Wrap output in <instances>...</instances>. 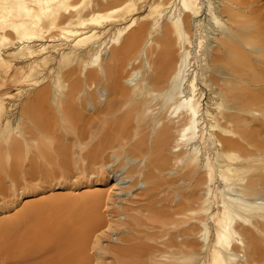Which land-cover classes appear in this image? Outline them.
I'll use <instances>...</instances> for the list:
<instances>
[{
  "label": "bare ground",
  "instance_id": "bare-ground-1",
  "mask_svg": "<svg viewBox=\"0 0 264 264\" xmlns=\"http://www.w3.org/2000/svg\"><path fill=\"white\" fill-rule=\"evenodd\" d=\"M214 2L0 0V134L6 132L7 136L14 128L6 114L9 111L6 99L11 93L5 90V84L8 81L16 84L34 75V80L31 77L34 91L30 100H22L19 118L23 114L32 117L33 113L29 112L32 105L39 114L42 113L49 102L55 105L57 112L66 111L71 127L68 131L74 133L73 141L69 143L72 142L78 159L81 157L88 162L85 163L87 166L93 164L101 168L110 159L113 163H121L123 160L119 155L124 153L135 156L134 161H137L128 165L127 172L135 174L130 186L136 185L140 176L150 182L141 193H136L142 198L152 199L155 190L165 185L161 174L168 166H175V174L185 169L187 179H191L184 197L171 198L174 201L167 203V207L161 203L163 209L169 207L168 211L159 208L157 213L153 212L155 206L150 202L154 204L160 197L147 200L151 204L148 206L154 207L152 211L147 207V211L155 213L157 218L159 212L163 216L160 218L161 229L166 225L171 227V231L165 229L167 233L170 231L168 236L164 237L165 231L157 237L153 233H143L144 237L138 233L131 237L124 235L120 241L128 242L127 245L118 244L114 250L129 258H121L122 261L116 264H243L242 256L248 249L251 258L245 257L244 264H254L255 259L264 262V246L260 243L264 240V23L261 22L264 15L254 14L258 9H254L251 0H222L221 7ZM198 16L201 17L194 19ZM190 17L195 20L194 33H189L190 25L186 26L184 22ZM205 17L207 20H202ZM210 27L218 35L216 46L211 47L215 48L212 53L207 42ZM159 32V40L168 41L174 37L168 44L178 46L172 68L168 64L169 55L177 46L171 49L173 47H168L166 42L170 50L163 45L165 51L158 54L157 60L153 57V62L147 56V46ZM171 33L173 36L169 37ZM139 47L141 62L146 68L151 67L150 61L153 66L156 60V67L153 66L150 73L147 70L142 77L135 70V74L129 70L135 64L133 60L126 61L127 64L124 61ZM151 47L154 49L152 44ZM117 54L124 57L118 64L119 69L127 66L125 70L131 72L125 77L128 86L120 84L122 80L115 74L119 70H115L118 66L112 62ZM104 56L110 62L107 63ZM256 59L262 66L254 62ZM124 71L117 75L122 76ZM100 92L105 94L103 104L97 100ZM110 93L116 94L107 98ZM90 102L93 112L85 116L84 107ZM38 115L39 120H34L40 123L36 122L47 141L45 148L46 143L54 142L58 146L57 153L67 165L69 146L62 144V135L61 142L55 131L56 134L43 131L52 123H45L49 120L48 115V118ZM102 115L103 122L100 120ZM65 120L63 123L66 124ZM175 125L176 134L172 131ZM22 138L27 142V138ZM109 153L115 157L110 158ZM100 171L103 173L104 170ZM101 172L98 175L101 174L99 176L104 180L105 172L103 175ZM184 173L180 172L182 177L179 178L183 181L186 179ZM176 175L166 184L176 183L178 179L173 181L179 176ZM115 181L114 185L121 183L119 179ZM109 188L104 192H85L73 200L75 208L86 207L89 215L90 223L81 232V241L88 235L93 236L109 220L105 211L111 197ZM169 196L164 199L170 201L172 194ZM164 199L162 196L161 201ZM35 206L27 205L24 211L28 213ZM129 208L133 209V206ZM165 215L167 219H164ZM157 218L155 220H159ZM138 219L140 222V217ZM138 219L132 223L123 220L116 225L126 224L133 232L140 233ZM13 220L2 222L5 241L0 264H68L60 261L69 259L63 253L61 240H51L56 248L51 255L48 253L51 245L46 244V239V243L27 241L23 238L27 231H19L22 228L20 217ZM199 224L198 238L195 229ZM77 245H80L78 241Z\"/></svg>",
  "mask_w": 264,
  "mask_h": 264
},
{
  "label": "rangeland",
  "instance_id": "rangeland-1",
  "mask_svg": "<svg viewBox=\"0 0 264 264\" xmlns=\"http://www.w3.org/2000/svg\"><path fill=\"white\" fill-rule=\"evenodd\" d=\"M213 1H215L214 2L215 5H220L219 7L223 6L222 5L223 2H221V4H220V1H222V0H213ZM251 1L252 2L254 1V2L253 3L250 2V5L252 3V5L254 6V9H256V8L258 9V11H255L256 13L254 12V14L259 16L258 12H260V15L262 17V14L264 15V0H251ZM201 16L203 18L204 14H202ZM201 16H198L196 18L190 17L191 19H189V20L186 18L184 19V22L187 23V25L186 24L185 25L186 26L190 25V27L188 28V29H190V31L185 27L189 31V33H191L192 31H193L192 33L195 32V30H194L195 29L194 28L195 27L194 26L195 20H193V18L197 19ZM223 17H224V19L226 18V16H223ZM263 17L261 18V22L264 23ZM202 20L206 21L207 17H205V19H202ZM163 22H164L163 23V25H164L165 19ZM228 22H230V21L228 20ZM209 30L210 31L208 32V35H212L213 38H211L212 36L207 35V42L210 45L209 46L210 52L212 53V51H214L215 48H211V47L216 46L217 41L215 40V38H216V36L218 37V35L216 34L217 31L211 29V27L209 28ZM160 33L161 32L158 33V36H153L151 43L147 46V50H148L147 53H149L147 56H149L148 58H150V60L154 59L153 57H156L155 59L157 60V58L165 51V50H162V48L164 49V47L168 44V42L172 38L174 39V37H172L173 34L171 33L168 35L169 37H170V35L172 37V38H170V40H168V41L159 40L158 37L161 36ZM155 37L158 38L157 40H159L158 41L159 43L162 42L163 44L162 43L159 44L157 41H156L157 42L156 43ZM213 39H214V41H213ZM163 41H165V44ZM166 42H167V44H166ZM170 43H174V41L170 42ZM151 44L154 47V49L151 47ZM159 45H161V46H159ZM163 45H165V46H163ZM167 46L168 47L172 46L173 48H171V49H174V47L177 45L174 43V46H173V44H171V46H169V44H168ZM168 47L165 49H169ZM176 48H175L174 52H172L173 50L171 51L172 53L170 52L171 54H173V55H171V54L169 55V57H171L170 60L168 57V60L170 61V62L168 61V64H169V67L171 66V68L174 66L175 60H176L177 55H178V53H177L178 46ZM152 49H153V53H152ZM137 50H136L137 53L134 52L132 54V57L128 58V56H127L128 59H125L126 57L125 58L122 57L123 55L121 56L120 54H117V55H115V57L119 58L118 59L119 61L114 57L115 61L112 62L114 59L113 58V59H111V62L113 63V65L115 64L114 66H118L119 62L123 58H124V61L126 64H127L126 61H132L133 60V62L135 64L131 69L129 68V70L133 72L132 74H135V72H134V70H135L137 75L139 77H142L141 75L146 73L147 70L150 73L151 71H149V70H153V66H154V68L156 67V63H155L156 60H154L155 65L153 64V66L151 65L153 61L152 60H151L152 62L150 61V66L152 68L151 67L146 68L144 66V64L141 62V61H143V58H142L141 53H140V47ZM150 50H151V53H150ZM138 53H140V54H138ZM137 54H138V56H137ZM158 54H159V56H158ZM119 56H121L122 58L120 59ZM130 56H131V54H130ZM106 57L104 56L105 60L109 59L108 57L106 59ZM173 61H174V63H173ZM106 62L108 63L110 61L107 60ZM115 62H117V63H115ZM254 62L257 65L262 64V62L258 61L257 59ZM132 65H133V63H132ZM141 65L145 68H142ZM262 65L264 67V62ZM262 65H260V66H262ZM127 68H128L127 66H126V68L123 66L120 68L121 69L120 70L119 66H118V68L116 67L115 70L117 69V70H119V72L121 71V73H122V70L124 71ZM129 70L128 71L125 70L124 73L122 74V76L117 75V73H119V72L115 73L117 78H119V76H120L119 79L122 80L121 82H119L120 80L117 79V81L120 84L123 83V85L128 86L125 77L129 73H131ZM127 72H128V74H127ZM31 77H33V80H34V78H35L34 75H32V76L30 75V76L25 77L24 80L16 82V84L11 82V81H8L7 84H5V85H7L5 90H7L9 93H11V96L6 99L7 104H8L7 109H9V111L8 110L6 111V114H7V116H10L7 118H9L10 125H11V123L14 125V128L12 129V131H10L9 135H7V136L5 135L6 132H3L0 134V150H1V154H0V224H1L0 225V228H1L0 244L2 242V244L0 246V252H1V249H3V245H4V241H5L4 240L5 237L3 235L4 230L2 227L3 223L9 219L13 220V218H14V220H15V218H17L18 216L20 217V222H21L20 224H22V226H21L22 228H20L19 231L22 232V229H24L25 232L27 231L25 233L26 235L25 234H24L25 236L23 235V238L29 242L39 240L38 242H40V243L41 242L46 243L48 241L49 243L47 242L46 244L51 245L49 247V250H50L48 252L49 254L52 255L56 251L55 245H53L54 244L53 241H56L58 239L61 240V241H59V243H60V245H64V247H62V249L64 248L63 253L67 254V257H69V259L67 260V258H66L65 260H60V261H65L68 264H116L119 260H121V258H122V260H123V258H127V259L129 258L126 255L117 253V251H116L117 249L114 250L116 248L115 246L118 244L119 245L120 244L127 245L126 243H128V242L125 243V241H124V243H125L124 244V243H122L123 241L122 242L120 241L121 237H123V238L125 237L124 235H126V236L129 235L131 237L132 235L136 236L138 233V235L140 234L142 237H144L145 235H142L143 233L149 234V235H151V233H153V234H156L153 236L157 237L159 233L160 234L164 233L163 231H165V229H166V231L167 230L171 231L172 230L171 227H169L167 225L163 227L164 229H161L162 226L160 225V218H162L163 216L159 212L158 213L159 220H155V218H157V215H156V217H154L155 216L154 214L159 211L158 210L159 208L161 210L168 211L169 207H168V210H165L162 208V204L167 207L168 206L167 203L171 202V200L173 198L176 200L179 196H181V195L185 196V194L188 192V190L190 188L189 184L191 183V179H187V176L184 173L185 169H182L180 171L181 173L183 171V173L185 175V176L183 175V177H186V179L184 178V181H183V178L179 179L182 177L180 172H176L177 175L175 174V172H174L175 166H173V167L170 166L171 168L168 166L169 168L167 167L165 169L166 171H164L163 173L166 177L163 176V173L161 174L162 175L161 181L163 180V182H166L168 184H169V180H170L169 178L174 177L175 175L176 176L179 175V176H178V178L173 180V181H175L178 179L176 183L175 182L171 183L172 181L170 180L171 181L170 185H168L166 183H165L166 186L161 185L158 188V190H155L157 193L155 192L154 193L155 195L154 194L152 195V199H151V197H149L150 201L155 199V198L157 199L158 197H160V199L158 198V200H156V201L154 200V202L156 204L155 203L153 204V201H151V202L149 201L150 203H152V205L155 206V210H154V207L151 208V206H150L151 204L147 201L149 199L148 196H143V198H142L141 196L138 195L139 194L138 192L141 193L142 188H145L148 185H150V182H146V180L144 178H141V176H140V177H138V179L136 178L138 181L136 183V185L130 186L135 174H129L127 172V167L131 162L137 161V160L134 161L135 156H133V155L131 156L128 153H124L126 156H124V154H120L122 156L119 155V158H121L123 161L125 160L124 162L121 161V163H119L120 161H118L117 163H115V162L113 163L112 159L105 162V165L101 166V168L104 170L103 173L105 172L104 173V177H106L104 179L106 181L105 182L102 178H100L99 175H101V174L98 175V172L100 173L101 172L100 170H102L99 166L97 167V166L92 164L90 167L89 164H88V166L85 164L88 162L83 160V158L81 159V157H80L78 159V157H79L78 153H76L77 151L75 150L74 146L72 145V142H70L71 144L69 143V141H73V135L72 134H74V133L72 131H70L71 133L68 131L71 129V127L68 124L69 119H67L68 115H67L66 111H65V113H64V111H62V112L59 111L60 114H57V113H59V112H57L58 109H56L55 105L52 102H49L48 108H47V106H45V108H44L45 111H43L40 114H42V116H43L46 113L43 116V118L44 117L46 118L47 117L46 115H48V113H52L54 111V109H55L54 113H56V112L57 113L56 114L52 113L51 115H48L49 120L51 119V121H49L47 119V122H45V123L49 124V122H50L52 124H49V126L47 125V127H49V128L45 127L46 129L44 128L45 130L43 129V131L49 130L48 131L49 133H52V134L57 133L59 135V137L57 135L56 136L59 139L60 138L62 139V137H63V140H62L63 143L62 144L65 146H69V148H70V154L71 155L69 154L70 158L68 160V163H66L67 165L64 164L63 157L60 154V156L62 158V162H63V163H61L60 156L57 153L58 152V150H57L58 146H56L54 144V142L51 144L46 143L48 146L52 145L54 148H52L51 146L50 147L47 146L45 148L44 142H47V141H46V139H43L45 137H43V135H41V133H40V130H38L40 128L39 127L40 125H37V123H36L38 121L35 122V120H39V118L36 116L39 114L37 112L36 108L33 105L30 106L29 112H31V114L32 113L34 114V115L32 114V117L27 118V116H30V115L26 116L23 113L22 114L24 116L23 117L21 116L20 117L21 119L18 116L19 115L18 113L20 112V106H21L22 100H30L32 92L34 91V88H32L33 80ZM26 82L29 85L26 84ZM21 85H23V87ZM16 87H18L20 90H18V88H16ZM25 88H26V90H25ZM21 89H22V91H21ZM103 89L106 90L105 86L103 87ZM21 93H23L22 94L23 96L21 95ZM112 94L113 93H110V95L108 94L107 98L114 97V95L116 93L113 96H112ZM27 95H29V96H27ZM104 95L105 94L101 93V92L98 95L99 99H97V100L101 101L100 104L104 103ZM116 96H118V94ZM50 106H52V109ZM46 108L48 111H46ZM84 108H85L84 109L85 111L83 114L85 116L88 115L90 112H93V104L91 102L88 103L86 105V107H84ZM35 112H37L38 114L36 113V115H35ZM80 112L82 114L83 108H81ZM28 114H30V113H28ZM56 115H58L59 118ZM16 116H18V118L20 120L16 119ZM34 116H36L37 118L36 117L33 118ZM43 118H42V120H43ZM65 118H66L65 121H67L66 124L63 123V120ZM3 119L5 120L4 117H3ZM103 119H105V118L102 115V117H100L101 122L104 121ZM53 121H55V122H53ZM1 122H2V120H1ZM59 122H60V124H59ZM17 123H18V126H15V125H17ZM54 123H56V124L58 123V124L55 125ZM61 123H63V124H61ZM58 125H60V126L57 127ZM66 125L67 126L69 125V127L66 128ZM176 126L177 125H175V127L172 128V131L174 134L177 133V131H176L177 127ZM56 127H57V129H56ZM60 128H62V129H60ZM54 131L56 133H53ZM65 132H66V134L68 132L69 133H68V135L63 136V135H65L64 134ZM61 135H62V137H61ZM22 137L27 138V142L24 141V139ZM64 137H66V138L64 139ZM5 138H7V139L5 140ZM61 139H60V141H61ZM35 143H37L39 145L36 146L37 144H35ZM40 143L43 145H41ZM87 147H88V144H87ZM1 148H3V149H1ZM167 151L169 152V150H167ZM109 157L110 158L115 157V154L109 153ZM123 157H125V158L123 159ZM114 160H115V158H114ZM140 161H142V160H140ZM148 161H149V159H148ZM34 165H35V168H37V169L34 168ZM44 167H45V170H43ZM46 169H47V171H46ZM48 170L51 173H49ZM44 171H46V173H45L46 175H44ZM167 171H170V172H167ZM173 172H174V174H173ZM48 173H49V176H47ZM103 173H102V175H103ZM116 179H119L121 183L114 185V182H116L115 181ZM162 186H165V187L163 188ZM168 186L169 187L171 186V187L169 188ZM108 188H109L111 197L107 200V207H106L105 211L107 213L106 218H108L109 220L107 221L105 226L101 227L98 231H96L93 236L90 237L88 235L87 237H85V239H83V241H81V237H80V236H82L81 232L83 231V229H85V227L87 228L86 225H89V223H90L89 219H88L89 215L87 213L88 210L86 209V207H82V206L79 207L78 206V208H75L73 200L75 198L81 196V194H84L85 192H92V191L93 192H104V190L107 191ZM160 188L162 190H160ZM163 189H166V190L164 191ZM179 189L182 190V193H180L181 190H179ZM158 191H159V193H158ZM166 191H169V192H166ZM171 191L173 193H171ZM185 191H187V192H185ZM136 193H138V194H136ZM166 194H168L170 196L172 194L171 197L169 196L170 201L168 198L164 199V197L168 196V195L166 196ZM162 196H163V199L165 200V201L162 200L163 202L161 201ZM146 197H147V199H145ZM183 197H182V199H183ZM166 199L168 200V202ZM185 199H186V197L183 200H185ZM47 200L48 201L50 200L51 202H48L49 203L48 204V203H46ZM172 201H174V200H172ZM42 203H43L44 207H43ZM45 203H46V205H45ZM146 203H147V205L145 206L146 209H144L145 207L143 208L142 206ZM164 203H166V204H164ZM52 204H53V206H52ZM148 204H150V205L148 206ZM27 205H36V206L33 208L32 211L27 213L26 210L24 211V209ZM40 206H42V207H40ZM131 206H133V209L129 208ZM147 207L148 208L150 207L151 211L153 209L154 210L153 212H155V211L156 212L155 213L148 212L150 210L148 209V211H147ZM156 207H157V209H156ZM85 209L87 211H84ZM125 209L128 211H126ZM138 209H140V210H138ZM128 212H129V215H127ZM150 213H153V214H150ZM72 214H73V216H71ZM159 215H161V217ZM152 216L154 217V220H153ZM166 216L167 215H165L164 219H167ZM21 217L23 218L22 220H21ZM135 217L137 219L140 217V222L141 223L143 222V224H141L139 222V219H138V221H136L139 223L138 228L141 225L140 229H142V231L140 230V233L139 232H136V233L133 232L134 230L132 231V229L129 226H127L126 224L116 225L119 222L122 223L123 220H126V221L132 223L135 220H137ZM200 217H202V215L199 216V218ZM66 218H68V219H66ZM24 221H25V223H24ZM156 221H158V222H156ZM197 226L198 227H196L195 232L198 231L197 237L199 238V234L201 233V231H200L201 226H200V224ZM241 230H242V227H241ZM166 231L164 233L166 236L164 234H162V235H164V237H167L168 233L170 232L169 231L167 233ZM79 234H81V235H79ZM38 235L40 236V238ZM2 237H3V240H2ZM178 237H180V236H178ZM52 239H53V241H51ZM44 241H46V242H44ZM77 241L79 242L80 245H77ZM260 243L262 244V246H264V240H261ZM122 245H120V246H122ZM117 247H119V246H117ZM65 248H66V251H65ZM250 251L251 250L248 249L245 251L246 255L243 254V256H242V263L243 264H244L243 261L245 260V257H247V259L250 260V258H251V256H250L251 254L249 253ZM116 259H117V261H116ZM252 262L254 264H264L262 259H258V260L255 259Z\"/></svg>",
  "mask_w": 264,
  "mask_h": 264
}]
</instances>
